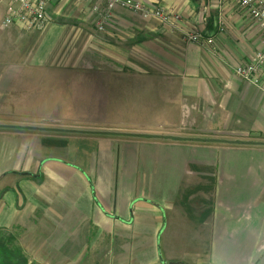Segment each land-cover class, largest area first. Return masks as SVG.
I'll use <instances>...</instances> for the list:
<instances>
[{"label":"crops","instance_id":"1","mask_svg":"<svg viewBox=\"0 0 264 264\" xmlns=\"http://www.w3.org/2000/svg\"><path fill=\"white\" fill-rule=\"evenodd\" d=\"M89 1L25 32L0 0V229L35 264H264V72L235 73L260 26L232 0H135L180 21L118 9L99 31ZM114 126L185 140L81 130Z\"/></svg>","mask_w":264,"mask_h":264},{"label":"built area","instance_id":"2","mask_svg":"<svg viewBox=\"0 0 264 264\" xmlns=\"http://www.w3.org/2000/svg\"><path fill=\"white\" fill-rule=\"evenodd\" d=\"M56 0H10L8 13L5 18V26H18L25 32L43 31L51 22L50 12ZM104 5L106 16L112 12L122 9L131 11L143 19H155L161 23L170 21H180V17L161 6H148L135 0H98ZM247 15L253 19L262 31V49L253 55L249 63L235 69V73L244 82L253 86H261V74L264 72V0H232ZM103 31V27L98 28ZM225 25L218 27V33L224 32ZM214 35L211 33H201L194 31L187 36L192 43L203 47H212Z\"/></svg>","mask_w":264,"mask_h":264},{"label":"rangeland","instance_id":"3","mask_svg":"<svg viewBox=\"0 0 264 264\" xmlns=\"http://www.w3.org/2000/svg\"><path fill=\"white\" fill-rule=\"evenodd\" d=\"M57 1V0H56ZM55 1V2H56ZM83 1V0H81ZM98 1V0H96ZM93 3L92 0L89 1V3ZM98 3V7H96L94 9V11H96L97 15H98V19L99 21H95V24H98V28L99 27H103L104 28V25L109 22V20L111 19L110 17H112V13L109 14L108 16H106V11H105V8H104V5H102L101 3H99V1L97 2ZM102 7H101V5ZM71 9H76L77 8V5L71 3V5L68 7V10L67 11H71ZM73 12V11H72ZM72 19V18H71ZM78 18L77 17H73V20L72 21H77ZM91 20L92 17H91ZM99 30V29H98ZM100 31V30H99ZM256 53V52H255ZM254 53V55H255ZM92 101V100H91ZM35 127H47L49 128L47 125H42V126H35ZM80 130V129H79ZM81 130H84V131H87V132H92V131H95V133H97V135H101V136H113V135H103L101 134V132H117V133H137V134H147V135H150V136H154V137H157V138H151V140H155V141H163L160 137H164V136H174V137H178L179 135L176 134V133H171V132H166L165 130L163 129H147V130H141V131H137V132H129V131H125V130H121L120 128H116L115 126L114 127H111V128H99V129H92V128H89V129H81ZM157 130V131H155ZM99 131V132H98ZM28 132V131H27ZM32 132H36V131H32ZM116 136V135H115ZM116 137H121V138H133V137H125V136H116ZM140 139H144V138H140ZM167 141H170V140H167ZM8 231V230H7ZM10 232H13L15 233L16 235H18L17 231L14 230V231H10ZM17 241H18V238H17Z\"/></svg>","mask_w":264,"mask_h":264},{"label":"trees","instance_id":"4","mask_svg":"<svg viewBox=\"0 0 264 264\" xmlns=\"http://www.w3.org/2000/svg\"><path fill=\"white\" fill-rule=\"evenodd\" d=\"M0 264H35L30 262L13 232L0 229Z\"/></svg>","mask_w":264,"mask_h":264},{"label":"water","instance_id":"5","mask_svg":"<svg viewBox=\"0 0 264 264\" xmlns=\"http://www.w3.org/2000/svg\"><path fill=\"white\" fill-rule=\"evenodd\" d=\"M10 129L22 130V131H36V132H58V133H73V131L65 130V129H57V128H45V127H32V126H9ZM103 135H113V136H125V137H133V138H157L154 136H150L147 134H137V133H117V132H101ZM162 140H170V141H182L185 140L182 137H174V136H164L160 137ZM197 140V139H196Z\"/></svg>","mask_w":264,"mask_h":264}]
</instances>
